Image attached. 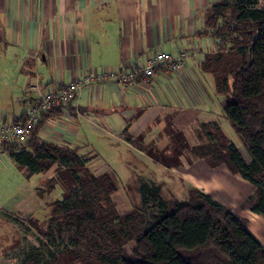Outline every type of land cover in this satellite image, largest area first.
Here are the masks:
<instances>
[{
	"label": "crops",
	"instance_id": "obj_1",
	"mask_svg": "<svg viewBox=\"0 0 264 264\" xmlns=\"http://www.w3.org/2000/svg\"><path fill=\"white\" fill-rule=\"evenodd\" d=\"M221 1L0 0V98L3 86L9 87L3 100L10 102L3 107L1 101L0 124L24 116L26 105L37 96L32 86L57 90L102 71L144 67L163 52L184 54V68L160 71L148 85L131 89L116 82L85 85L73 103L47 121L41 135L62 145L87 144L98 157L96 163L109 155L104 147L120 144L135 158L151 159L147 148L161 149L167 132L227 126L224 97L208 68L217 67L208 62L220 53L218 41L204 32L208 10ZM7 68L24 78L20 86L10 85ZM15 102L23 110L4 111ZM214 178H193L190 191L213 194L206 182Z\"/></svg>",
	"mask_w": 264,
	"mask_h": 264
},
{
	"label": "trees",
	"instance_id": "obj_2",
	"mask_svg": "<svg viewBox=\"0 0 264 264\" xmlns=\"http://www.w3.org/2000/svg\"><path fill=\"white\" fill-rule=\"evenodd\" d=\"M259 2L222 0L208 10L204 32L218 41L220 53L208 62L217 67L208 68L247 154L230 144L224 157L233 173L255 187L247 203L264 217V8ZM63 109L42 113L26 143L0 147L30 177L52 172L49 192L62 188L63 198L47 204L45 220L30 219L45 223L43 246L98 264H264V245L248 220L197 188L187 200L168 203L159 184L142 183L140 205L123 213L113 174L96 169L98 157L87 144L62 145L41 135Z\"/></svg>",
	"mask_w": 264,
	"mask_h": 264
},
{
	"label": "rangeland",
	"instance_id": "obj_3",
	"mask_svg": "<svg viewBox=\"0 0 264 264\" xmlns=\"http://www.w3.org/2000/svg\"><path fill=\"white\" fill-rule=\"evenodd\" d=\"M259 7L264 8V0H260ZM206 17L209 18V13ZM236 65V61H231V67ZM4 71L10 85H21L24 78L19 75L18 70L7 68ZM19 77L20 81H17ZM8 88L3 86L2 89L0 104L2 101L3 107L10 103L7 101L6 104V100H3ZM26 106L28 109V105ZM6 108L8 109L4 111L8 113L23 110L18 102ZM190 129L185 132H167L169 137L166 145L158 150L155 147L147 148L148 152L153 153V156L150 155L151 159L139 155L135 158L120 144L102 149L109 150L110 153L99 159L95 166L99 172L107 170L113 174L118 189L115 197L120 210L128 213L140 205L139 189L142 183L154 182L161 185L162 198L169 203L188 199L193 178L206 179L215 175L210 182L205 181L208 184L206 190H215L209 195L247 219L250 231L264 245V217L254 214L247 203L256 189L243 178L238 182L235 175L239 174H230L226 168H230L224 157L228 146L235 144L239 150H244L235 131L230 124L226 126L223 123L208 125L203 130L198 126ZM76 136L78 138L79 135ZM80 141L83 142V139ZM97 141L94 137V142ZM104 141L106 142L105 138ZM167 151L170 152L169 155L166 154ZM243 153L247 157L245 150ZM220 154L223 155L224 162H221V157L218 158ZM45 176L50 177L47 174L30 177L6 150L0 148V264H98L67 254L55 255V247L47 248L42 245L41 241H46L45 223L30 219L35 217L42 222L48 215L47 204L63 198L60 186L49 192L48 179L44 180L43 185L40 184L41 178ZM202 180L199 181L200 184Z\"/></svg>",
	"mask_w": 264,
	"mask_h": 264
},
{
	"label": "built area",
	"instance_id": "obj_4",
	"mask_svg": "<svg viewBox=\"0 0 264 264\" xmlns=\"http://www.w3.org/2000/svg\"><path fill=\"white\" fill-rule=\"evenodd\" d=\"M185 59L184 54L173 57L162 52L151 58L144 67H132L120 71H102L95 77L87 76L83 80H76L57 90H45L37 85L32 86L30 91L37 96L30 102L24 120L20 123L4 121L0 124V147L6 144L26 143L40 122L42 113L66 108L78 98L85 85L116 82L126 89L138 85H148L160 71L166 73L181 71L184 68Z\"/></svg>",
	"mask_w": 264,
	"mask_h": 264
}]
</instances>
